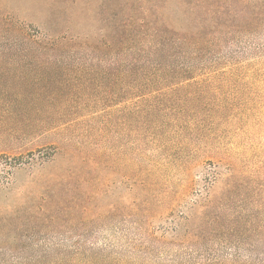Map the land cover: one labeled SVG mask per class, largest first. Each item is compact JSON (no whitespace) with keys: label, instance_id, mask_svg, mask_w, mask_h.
I'll return each mask as SVG.
<instances>
[{"label":"rangeland","instance_id":"rangeland-1","mask_svg":"<svg viewBox=\"0 0 264 264\" xmlns=\"http://www.w3.org/2000/svg\"><path fill=\"white\" fill-rule=\"evenodd\" d=\"M118 2L0 0V52L16 26L110 34ZM237 39L161 90L156 109L174 120L136 118L125 82L103 69L89 81L72 63H0V129L67 114L47 132L0 137V217L20 219L0 224V264H246L248 244L188 240L177 225L206 192H264V32Z\"/></svg>","mask_w":264,"mask_h":264},{"label":"trees","instance_id":"trees-1","mask_svg":"<svg viewBox=\"0 0 264 264\" xmlns=\"http://www.w3.org/2000/svg\"><path fill=\"white\" fill-rule=\"evenodd\" d=\"M174 1L181 17L169 11L173 0H119L110 34L59 33L54 28L49 33H30L16 26V33L7 38L5 49L0 52V63L30 62L56 69L72 63L71 73L89 81L93 72L103 69V77L111 74L117 82H125L124 92L134 101L136 118L154 117L167 111L156 109L165 105L162 98L166 93L161 90L172 82L191 81L197 61L205 62L225 45L237 44L242 35L258 36L264 32V4L257 0ZM117 93V97L122 95V91ZM145 107L151 110L144 113ZM66 115L36 124L17 116L7 117L0 137L16 131L25 135L47 132ZM176 116L163 112L161 118L174 120ZM163 122L166 123H159ZM138 215H132L134 229L144 233ZM12 217L1 216L0 224L11 225L20 220ZM177 222L188 240L223 238L246 243L250 246L246 264H264V192H206L186 216H178ZM144 236L159 242L148 232Z\"/></svg>","mask_w":264,"mask_h":264}]
</instances>
